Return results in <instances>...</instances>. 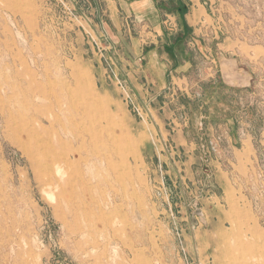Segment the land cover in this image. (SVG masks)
Listing matches in <instances>:
<instances>
[{"label": "rangeland", "instance_id": "1", "mask_svg": "<svg viewBox=\"0 0 264 264\" xmlns=\"http://www.w3.org/2000/svg\"><path fill=\"white\" fill-rule=\"evenodd\" d=\"M166 1L0 0V264H264V0Z\"/></svg>", "mask_w": 264, "mask_h": 264}, {"label": "crops", "instance_id": "2", "mask_svg": "<svg viewBox=\"0 0 264 264\" xmlns=\"http://www.w3.org/2000/svg\"><path fill=\"white\" fill-rule=\"evenodd\" d=\"M165 1L166 0H108V11L115 27L120 28L119 20L122 19V15L126 13V16L131 15L138 25H142L147 29L146 33H149V38H151L152 36H158L154 27L156 25L161 27L164 22V16H167L159 6ZM168 1L169 0L166 2ZM152 21L154 22L152 23ZM157 42L156 40L149 39V48H145L143 59L145 60V67L147 71H149L151 82L157 83L156 88L160 92L163 88V84H161L162 79L165 78L166 80L169 78L173 70V65L170 61L165 59L162 49H160V45L157 44ZM139 47L136 48L139 52L137 56L141 54L140 50L142 51V48L140 49ZM134 63H136V61ZM158 71L162 72L161 76L163 77L160 79H157L156 76ZM145 76L147 75L145 74ZM170 77L173 82L175 77L173 75Z\"/></svg>", "mask_w": 264, "mask_h": 264}, {"label": "bare ground", "instance_id": "3", "mask_svg": "<svg viewBox=\"0 0 264 264\" xmlns=\"http://www.w3.org/2000/svg\"><path fill=\"white\" fill-rule=\"evenodd\" d=\"M60 121V120H59ZM57 122V121H56ZM55 123V122H54ZM60 125V124H59ZM55 126V125H54ZM53 127V126H52ZM62 127V126H61ZM42 129H45V128H42ZM62 129H64L63 127H62ZM58 134V133H57ZM74 135V134H73ZM58 136H59V134H58ZM80 137V136H79ZM58 139H59V137H58ZM57 139V140H58ZM61 139V138H60ZM82 140V139H81ZM40 141V140H39ZM50 141V140H49ZM59 141V140H58ZM85 141V140H84ZM37 142V141H36ZM43 142V144H44V141H40V143H42ZM87 142V141H86ZM50 143H51V141H50ZM80 143H82V142H80ZM41 145V144H40ZM51 145V144H50ZM38 147V146H37ZM86 147V146H85ZM43 148V147H42ZM47 148V147H46ZM53 148V147H52ZM84 148V147H83ZM44 149V148H43ZM78 150H79V148H78ZM70 151V150H69ZM72 152H73V150H72ZM66 153V152H65ZM74 154V153H73ZM73 154H67L68 156H66L65 157V160L64 161H66V162H68L69 161V159H70V156H74ZM40 155V154H39ZM61 156H63V155H61ZM41 157H42V160L43 161H41V166H42V168L43 169H45V170H56V172H57V174H58V180L56 181L55 180V177H54V180L56 181V183H57V185H56V187H59L61 184V181H63V179H64V177H65V172H61L62 170H61V167L59 166V164L60 163H58L57 161L58 160H60L61 158L59 157V156H57L56 154H51V155H47L44 151L42 152V154H41ZM64 157V156H63ZM62 157V158H63ZM46 158H48V159H46ZM48 160L50 161V162H48ZM40 161V160H39ZM61 161V160H60ZM63 161V162H64ZM58 163V164H57ZM66 164V163H65ZM54 165V166H53ZM66 165H68V164H66ZM73 167V166H72ZM78 167V166H77ZM77 171V170H76ZM74 172V171H73ZM48 173V172H47ZM51 173V172H50ZM70 173V172H69ZM72 173V172H71ZM52 174V173H51ZM55 174V173H54ZM56 174V175H57ZM68 174V173H67ZM79 174H80V172H79ZM73 175H74V173H73ZM77 175V174H76ZM54 176V175H53ZM80 176V175H79ZM82 176V175H81ZM48 177V176H47ZM69 177V176H68ZM70 177H72V176H70ZM66 179H68V178H66ZM81 179H82V177H81ZM65 181V180H64ZM72 181V180H71ZM83 181H84V179H83ZM68 182V181H67ZM71 183V182H70ZM64 186H65V184H64ZM73 186V185H72ZM70 187V186H69ZM60 188H61V186H60ZM75 189H76V187H75ZM74 189V190H75ZM61 190H62V188H61ZM60 190V191H61ZM64 191H65V189H64ZM71 191V190H70ZM76 192V191H75ZM71 193V192H70ZM72 194V193H71ZM72 200H73V198H72Z\"/></svg>", "mask_w": 264, "mask_h": 264}, {"label": "trees", "instance_id": "4", "mask_svg": "<svg viewBox=\"0 0 264 264\" xmlns=\"http://www.w3.org/2000/svg\"><path fill=\"white\" fill-rule=\"evenodd\" d=\"M189 108H191V106Z\"/></svg>", "mask_w": 264, "mask_h": 264}]
</instances>
